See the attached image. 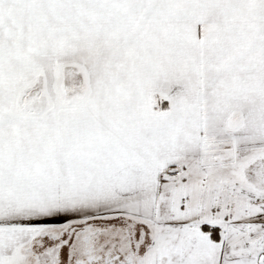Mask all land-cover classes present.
Masks as SVG:
<instances>
[{
    "label": "snow or ice",
    "instance_id": "1",
    "mask_svg": "<svg viewBox=\"0 0 264 264\" xmlns=\"http://www.w3.org/2000/svg\"><path fill=\"white\" fill-rule=\"evenodd\" d=\"M0 264H264V0H0Z\"/></svg>",
    "mask_w": 264,
    "mask_h": 264
}]
</instances>
